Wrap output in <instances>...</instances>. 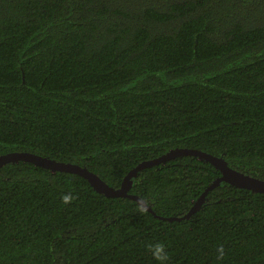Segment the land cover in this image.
Masks as SVG:
<instances>
[{
	"label": "trees",
	"instance_id": "1",
	"mask_svg": "<svg viewBox=\"0 0 264 264\" xmlns=\"http://www.w3.org/2000/svg\"><path fill=\"white\" fill-rule=\"evenodd\" d=\"M172 148L264 180V0H0V154L78 164L117 188ZM219 177L177 156L128 192L182 216ZM154 214L77 174L6 163L0 264H160L157 242L166 264H264V193L221 182L187 219Z\"/></svg>",
	"mask_w": 264,
	"mask_h": 264
},
{
	"label": "water",
	"instance_id": "2",
	"mask_svg": "<svg viewBox=\"0 0 264 264\" xmlns=\"http://www.w3.org/2000/svg\"><path fill=\"white\" fill-rule=\"evenodd\" d=\"M177 156H193L199 160L208 162L220 172V177L214 180L208 186H206L204 191L199 195L197 200L192 204V206L184 215L169 217L157 216L151 211L150 207L142 199L128 192L130 189L129 183L131 178L136 176L138 171L147 167L158 165L160 163H165L166 161L173 159ZM18 161L28 162L36 166H40L44 169L49 170L50 172L59 171L77 174L84 178L89 183V185L98 193H101L106 197L113 198L127 197L137 202L141 207L151 212L158 218L167 221H179L182 219L189 218V216L192 215L203 202L206 193L216 187L221 182L228 183L238 188L248 189L252 192L264 193V180L251 176L237 169L231 168L221 157L193 148H172L166 151L165 153L161 154L160 156L139 162L134 168L130 169L126 173L119 187L117 188L104 186L96 180L94 174H92L85 167H82L78 164L49 159L27 151H12L0 154V166L6 163Z\"/></svg>",
	"mask_w": 264,
	"mask_h": 264
},
{
	"label": "clouds",
	"instance_id": "3",
	"mask_svg": "<svg viewBox=\"0 0 264 264\" xmlns=\"http://www.w3.org/2000/svg\"><path fill=\"white\" fill-rule=\"evenodd\" d=\"M71 199H72V197L69 196V195H64L62 197V200L65 203H68ZM149 250H150L152 256L154 257V259L159 261L160 264H166V261L168 259V254H167V251L165 249L164 244L157 242L155 244L150 245L149 246ZM217 253H218V259L222 258L223 255H224L223 248L222 247H218L217 248Z\"/></svg>",
	"mask_w": 264,
	"mask_h": 264
}]
</instances>
